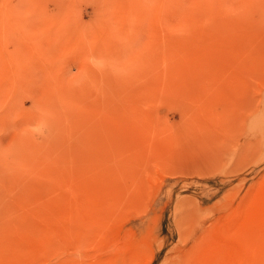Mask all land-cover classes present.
I'll list each match as a JSON object with an SVG mask.
<instances>
[{
	"label": "rangeland",
	"instance_id": "rangeland-1",
	"mask_svg": "<svg viewBox=\"0 0 264 264\" xmlns=\"http://www.w3.org/2000/svg\"><path fill=\"white\" fill-rule=\"evenodd\" d=\"M0 264H264V0H0Z\"/></svg>",
	"mask_w": 264,
	"mask_h": 264
}]
</instances>
